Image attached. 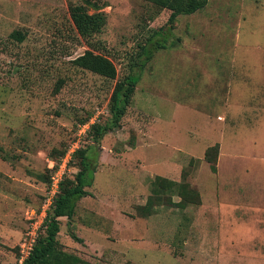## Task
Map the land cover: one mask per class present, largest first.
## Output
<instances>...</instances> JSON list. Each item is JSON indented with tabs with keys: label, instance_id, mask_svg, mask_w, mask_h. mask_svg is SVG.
Segmentation results:
<instances>
[{
	"label": "rangeland",
	"instance_id": "obj_1",
	"mask_svg": "<svg viewBox=\"0 0 264 264\" xmlns=\"http://www.w3.org/2000/svg\"><path fill=\"white\" fill-rule=\"evenodd\" d=\"M90 1L106 20L96 49L69 17L84 0H0V264H19L42 234L52 177L74 178L68 153L91 144L84 125L109 118L115 82L157 30L167 48L91 148L90 195L59 219L57 242L87 264H264V0H209L171 32L170 11L143 0ZM157 177L199 203L178 208L175 189L157 202Z\"/></svg>",
	"mask_w": 264,
	"mask_h": 264
},
{
	"label": "trees",
	"instance_id": "obj_2",
	"mask_svg": "<svg viewBox=\"0 0 264 264\" xmlns=\"http://www.w3.org/2000/svg\"><path fill=\"white\" fill-rule=\"evenodd\" d=\"M143 1L152 4L158 10L170 11L167 30L171 32L178 16H189L204 9L209 0ZM83 4H71L68 8L69 17L79 37L85 39L89 48L96 49V45L91 42L90 38L102 31L106 22L105 16L101 12L88 13L86 6H93L96 10L99 9L94 5V2L84 0ZM164 35V30H157L144 39L138 47L137 61L130 65L127 74L115 82L108 103L109 118L103 123L95 122L91 124L87 131L91 144L73 152L72 158L77 163L78 171L72 180L67 178L59 181L53 206L47 212L43 222L42 234L35 239L23 264H87L75 255L62 252L56 239L59 233V219L66 218L71 221L75 215L77 203L82 198L90 195L86 189L92 186L94 173L96 172V167L90 159L91 148L99 144L104 135L120 127L127 108L131 104L141 72L146 64L151 61L155 52L167 48V38ZM12 38L17 42H22L24 39L18 32H14ZM217 155L218 145L216 144L205 151L204 159L207 163L215 165ZM167 189L176 190L179 199L176 203L178 208L199 203L195 191L189 190L183 185L177 186L176 183L160 177L155 178L152 189L155 194L153 197L156 198L157 202H159V193ZM152 207V197H150L146 205L141 208V214L150 215ZM71 235L77 240L73 233Z\"/></svg>",
	"mask_w": 264,
	"mask_h": 264
},
{
	"label": "built area",
	"instance_id": "obj_3",
	"mask_svg": "<svg viewBox=\"0 0 264 264\" xmlns=\"http://www.w3.org/2000/svg\"><path fill=\"white\" fill-rule=\"evenodd\" d=\"M89 126H90V125H88V124L84 125V127L86 128V131H88ZM73 152H74V150H72V152L68 153L69 156H70V154L73 153ZM68 154H67V156H68ZM67 156H65L64 161H67V158H66ZM57 176H58V175H57ZM59 181H60V178H59V180H55V178L52 177L51 190H52L53 194L56 193V192L58 191V184H59ZM31 246H32V244L29 246L28 250L25 252V256H24V255L20 256L19 261H18L19 264H23L24 260L27 258L28 254H29V252H30V250H31ZM22 252H23V251H22Z\"/></svg>",
	"mask_w": 264,
	"mask_h": 264
}]
</instances>
